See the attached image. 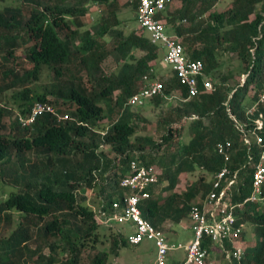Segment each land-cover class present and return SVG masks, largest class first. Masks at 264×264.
<instances>
[{
    "label": "trees",
    "instance_id": "1",
    "mask_svg": "<svg viewBox=\"0 0 264 264\" xmlns=\"http://www.w3.org/2000/svg\"><path fill=\"white\" fill-rule=\"evenodd\" d=\"M14 1L0 9V186L9 188L0 200V264H109L110 251L98 247L105 224L88 192L97 190V204L107 213L115 201L123 208L130 191L121 180L133 160L159 170L140 207L163 232L168 221L189 220L191 205L212 190L224 165L216 150L220 141H231L230 166L239 171L233 202L251 193L264 143L252 135L247 143L240 128L255 129L264 142V0H231L220 10L222 0H168L159 14L167 32L186 58L204 63L195 96L173 66L162 65L164 51L140 27L136 0ZM94 4L101 11L87 27L84 18ZM126 6L136 27L119 14ZM225 54L237 58L242 71H224ZM45 70L52 79L39 83ZM145 78L163 85L162 94L146 100L159 113L155 122L128 103L149 84ZM206 80L213 82L210 92ZM39 101L73 119L45 113L22 126L19 114ZM196 172L197 179L180 190L182 175ZM262 190L264 196V185ZM236 213L245 226L238 239L244 257L229 260L219 244L206 240L207 260L264 264V199L246 202ZM115 229L118 254L130 246L129 231ZM224 244L234 246L229 239Z\"/></svg>",
    "mask_w": 264,
    "mask_h": 264
},
{
    "label": "built area",
    "instance_id": "2",
    "mask_svg": "<svg viewBox=\"0 0 264 264\" xmlns=\"http://www.w3.org/2000/svg\"><path fill=\"white\" fill-rule=\"evenodd\" d=\"M136 1L140 27L150 34L152 43L157 44L164 51L165 64L173 66L177 71L181 83L188 88L189 95H197L201 90L198 77L204 72V63L202 60L186 58L183 45L176 36L167 32L166 21L159 14L166 10L168 0ZM145 80L148 79L145 78ZM148 83L129 99V104L142 105L147 99L162 94L163 85L160 81L148 80ZM204 87L206 91H212L213 82L206 80ZM260 102H264V90L260 95ZM45 113L54 114L58 121L73 119L69 112L61 114L52 103L39 101L32 106L27 115L19 114L18 120L22 126H30ZM256 124L258 128L263 126L261 119L256 120ZM240 129L244 133L247 143L251 142L250 135L256 139L258 144L264 143L262 136L255 129H251L249 132H246L243 127ZM216 150L223 157L224 165L215 172L212 190L200 202L193 203L190 207L189 221L193 237L189 242L169 243L165 233L143 216L140 203L150 197L151 194L147 188L158 183L159 170L153 166L140 167L135 160L131 162V172L121 180V187L130 191L125 193L123 208L118 201L113 203L114 209L110 213L100 206L97 208L99 220L106 226L114 223L130 225L131 231L128 233L130 246H137L145 239L153 240L156 250L155 264H207L209 251L204 245L206 240L219 244V248L226 252V257L229 260L233 258L238 261L242 260L245 250L238 239L245 226L239 223L236 208L242 207L246 202L264 199L262 190L264 185V148L254 170L252 191L242 202L238 203L233 202L234 186L239 171L230 166L232 160L231 141L218 142ZM93 191L94 189L88 192L91 197ZM226 239L233 242L232 249L225 247ZM176 250H184L185 257L168 263V254Z\"/></svg>",
    "mask_w": 264,
    "mask_h": 264
},
{
    "label": "rangeland",
    "instance_id": "3",
    "mask_svg": "<svg viewBox=\"0 0 264 264\" xmlns=\"http://www.w3.org/2000/svg\"><path fill=\"white\" fill-rule=\"evenodd\" d=\"M122 2H125L126 0H121ZM231 0H222L221 3H219V5L217 6L218 10L222 9L223 7L227 6L230 3ZM5 4H12V5H16V1L14 0H7V2H1L0 1V9H2ZM100 6H96L95 4L92 5L90 7V13L86 16V18H84V21L87 25V27H90L98 18L99 13L101 11V9L99 8ZM102 8V7H101ZM103 11V8H102ZM132 8L130 6H126L124 7L120 12V16L122 19L127 20L128 24H131V27H136L133 17V13H132ZM168 31V30H167ZM169 32V31H168ZM225 61V65H223L222 69L224 71H228V70H235V71H242V65L240 63V61L237 58H234L229 55V54H225L223 56ZM232 58V59H231ZM162 65H165V62L163 61ZM244 77V76H242ZM52 79L50 73L45 70V72L43 73V75L41 76V79L39 81V83H44V82H48ZM38 83V84H39ZM32 86H34V83H31ZM7 100L11 98V94L8 93L7 95ZM173 103L172 101H169L167 103V105ZM13 101H10L9 106H11L12 108H14L15 106L12 105ZM135 108H137L139 111H141L144 116H147L148 118H150L153 122H155V120L158 117V111H156L155 106L151 103V102H147L145 101L142 106H134ZM15 110H17L15 108ZM154 127V126H153ZM154 132V128L152 129L151 133ZM200 173L196 172L194 174H185L182 175L180 182H179V189L180 190H184L186 189L192 182H194L198 175ZM8 187L6 184L0 186V200H2L3 198H5L7 196V191H8ZM96 193L97 190L95 189L92 192V199L91 202L94 206L95 209H97L100 205L97 204L96 201ZM98 197V196H97ZM91 204V205H92ZM117 227H120L122 230V227L124 228L126 224H118L116 223ZM245 229V228H244ZM100 230L102 231L103 234H101V237L103 239V243H99L98 247L100 249H107L110 251V257H109V264H155V260H156V250H155V245H154V241L153 240H147L145 239L142 243H140L137 246H123L122 248H120L118 250V254L116 253V250H113L112 247V241H113V237L112 234H116V229L114 227L110 228H106L105 225H101ZM125 230V229H123ZM246 231H248L249 233L252 232L250 230V227L248 225H246ZM105 232V233H104ZM251 237H253L251 235ZM254 239H256V237L254 236ZM186 255V252L184 250H176V251H172L168 254V259H182L184 258ZM222 260H220L218 257H211V259H209L208 264H216V263H220Z\"/></svg>",
    "mask_w": 264,
    "mask_h": 264
},
{
    "label": "crops",
    "instance_id": "4",
    "mask_svg": "<svg viewBox=\"0 0 264 264\" xmlns=\"http://www.w3.org/2000/svg\"><path fill=\"white\" fill-rule=\"evenodd\" d=\"M166 65V64H165ZM100 201V198L98 199L97 202ZM117 224H114V227L117 229H121L120 227L116 226ZM125 227L122 229H125L127 231H131L130 225H124ZM166 230L164 231L166 238L169 243H187L189 242L192 237H193V231L191 229L190 221L188 219H184L183 221L179 223H175L173 221H168L166 222ZM169 263L175 261V260H180V259H167Z\"/></svg>",
    "mask_w": 264,
    "mask_h": 264
},
{
    "label": "clouds",
    "instance_id": "5",
    "mask_svg": "<svg viewBox=\"0 0 264 264\" xmlns=\"http://www.w3.org/2000/svg\"><path fill=\"white\" fill-rule=\"evenodd\" d=\"M46 102H47V101H46ZM98 199H99V197L96 196V200H98ZM100 200H101V199H100ZM114 224H116V223H114Z\"/></svg>",
    "mask_w": 264,
    "mask_h": 264
}]
</instances>
